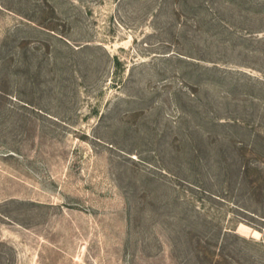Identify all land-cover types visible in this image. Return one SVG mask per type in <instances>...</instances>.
<instances>
[{"label":"rangeland","instance_id":"374dc122","mask_svg":"<svg viewBox=\"0 0 264 264\" xmlns=\"http://www.w3.org/2000/svg\"><path fill=\"white\" fill-rule=\"evenodd\" d=\"M255 36L264 0H0V264H191L224 229L260 241L225 174L264 102L247 128L211 120L263 99Z\"/></svg>","mask_w":264,"mask_h":264},{"label":"trees","instance_id":"16d2710c","mask_svg":"<svg viewBox=\"0 0 264 264\" xmlns=\"http://www.w3.org/2000/svg\"><path fill=\"white\" fill-rule=\"evenodd\" d=\"M255 37L257 38H253L252 40H256L264 45V37ZM114 62L115 67L120 65L117 57L114 58ZM239 74L245 75L246 73L240 72ZM249 78L248 88L260 87V92H258L260 94L257 92L256 94L263 97V99L256 101L258 100V97H256L253 101H250L251 106L255 108L253 112L232 114L233 116H229L226 121H223L222 118L211 119L214 121L213 125L215 128L223 126L247 128L250 125L249 119H253V117L255 118L259 114L264 102V81L251 78L250 76ZM239 86V84H236L233 87L231 86V88H233L234 92H237L240 89ZM233 102H236V100ZM199 116L203 120L206 119L203 115ZM232 144V151L235 153L232 154L234 158V175L226 173L225 176H227L226 179L229 181L228 185L238 191L245 201L244 206L246 207L235 204L236 209L246 215V217L240 218L241 221L260 231L263 235L262 239L256 241L238 235L233 229H224L218 236L214 235L208 236L205 239H197L194 245H192V251L187 260L188 263L264 264V132H259L251 142H231ZM192 150L194 153L193 162L194 165H197L199 164L197 158L203 152V149L198 144H195ZM228 193L230 191H227ZM241 233L247 234L244 227L241 228ZM255 253L259 255L257 256Z\"/></svg>","mask_w":264,"mask_h":264}]
</instances>
